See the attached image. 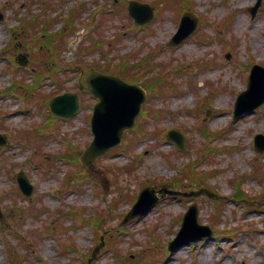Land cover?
Returning a JSON list of instances; mask_svg holds the SVG:
<instances>
[{"label":"rangeland","instance_id":"1","mask_svg":"<svg viewBox=\"0 0 264 264\" xmlns=\"http://www.w3.org/2000/svg\"><path fill=\"white\" fill-rule=\"evenodd\" d=\"M111 1L0 0V52L5 53L0 57L1 90L15 80L32 82L29 68L16 65L14 69L9 65L8 59L13 55L10 48L15 45L9 27L18 24L17 17L25 16L27 9L30 14L42 11L45 18L57 16L60 20H54L51 30L56 32L71 8L81 3L87 5L77 20L81 31L76 37L64 38L59 50L57 59L63 70L53 74L59 76L61 83L55 86L46 79L31 92L34 94L20 88L15 94L0 95V133L8 140L0 148V264H7L4 240L9 242L19 264H84L87 253L99 241L97 234L102 228L93 230L80 219L83 214L92 216L96 210L98 214H108L104 219L107 232L100 235L109 243H104L90 264H116L110 247L118 249L120 256L130 254L133 263L139 260L137 264H264V209L260 210L264 206H256L264 201L260 183L264 153L257 154L253 148L254 136L264 134V103L236 122H232L231 114L240 90L246 88L249 73L246 65L264 66V0L253 17L248 9L256 0H192L193 3L177 0L176 4L163 6L157 2V17L147 27L132 26L127 10H121L119 15L110 12L111 8L106 7L114 8ZM138 1L150 4L155 0ZM46 6L51 10H43ZM187 8L204 16L203 23L179 46L168 47L180 12ZM229 17L233 23L227 35L221 24ZM91 33L98 35L105 46L92 53L89 62L99 60L104 65L110 59V66L114 67L125 54L131 55L130 62L151 54L157 64L153 75H165V87L162 93L145 102L147 109L158 110L161 117L143 116L136 121L139 131L145 128L146 134L138 129L124 132L120 146L100 157L91 175L76 166L81 184L75 185L65 183L68 166L58 157L69 150V143L80 150L89 144L91 109L86 107L75 117L57 122L55 129L48 132L44 129L35 132L49 114L38 96L78 92L77 76L72 69L75 51L83 37ZM32 37L33 34H27L22 39ZM85 98L86 104L93 102L89 96ZM170 129L186 134L188 148L185 145L180 153L175 150L164 137V132ZM123 144L126 147L120 148ZM203 147L207 157L201 161L199 170L205 171L208 179H203L201 186L227 197L234 191L232 180L246 175L242 191L250 209L228 202L218 222L213 223V202L208 197L165 196L147 214L117 227L131 206L133 195L145 183H153L157 188L168 184L186 164L197 159L198 150ZM109 166H128L129 171L116 175L108 170ZM19 170L25 172L34 186L30 199L17 192L14 175ZM197 179L195 174L193 180ZM94 180L99 181L97 185L92 184ZM199 187L193 186V190ZM192 203L198 208V222L211 225L214 235L168 255L166 246L175 237L181 218ZM30 206H34L32 212L39 213H22ZM227 225L242 227L232 241L217 237L226 232Z\"/></svg>","mask_w":264,"mask_h":264},{"label":"water","instance_id":"2","mask_svg":"<svg viewBox=\"0 0 264 264\" xmlns=\"http://www.w3.org/2000/svg\"><path fill=\"white\" fill-rule=\"evenodd\" d=\"M138 7L139 6L134 7V4H132L130 6V13L136 18L137 22L140 23L135 11ZM255 9L256 8H254V10ZM150 17L151 15L145 20H148ZM196 25V16L188 13L184 14L178 32L173 37L171 43L173 45L179 44L195 30ZM77 70L81 73L78 81L79 86L82 89L90 91L94 96L99 98V103L95 106V111L91 120L92 131L95 138L90 147L85 150L80 157V162L92 169L94 160L109 148L117 145L120 142L123 130L133 126L134 118L139 113L140 105L144 101L145 96L140 87L136 85H127L118 78L99 74L92 69L77 67ZM263 101L264 68L255 65L251 69L247 90L242 92L237 99L233 119L236 120L242 114L252 112ZM77 109L78 98L70 94L56 97L50 102V110L57 116L72 115ZM169 136L179 148H183L180 135L170 132ZM260 140H264V136H257L258 151L262 152L264 151V144L260 143ZM0 144H4L1 137ZM18 181L23 192L29 195L31 193V187L28 186L27 181L22 175L18 176ZM202 192L207 193L206 191ZM157 199L151 187L145 188L139 194L137 202L127 213L122 223H125L136 215L149 211L156 203ZM190 228L200 230L201 233L195 237L189 238L185 243L211 235V232H209L206 227L197 225L195 206H192L186 214L179 235L182 236ZM176 246L177 241L173 242L171 248L173 249Z\"/></svg>","mask_w":264,"mask_h":264},{"label":"bare ground","instance_id":"3","mask_svg":"<svg viewBox=\"0 0 264 264\" xmlns=\"http://www.w3.org/2000/svg\"><path fill=\"white\" fill-rule=\"evenodd\" d=\"M256 27H257V25L254 26V28H256Z\"/></svg>","mask_w":264,"mask_h":264}]
</instances>
